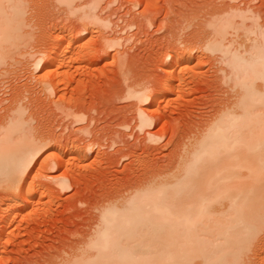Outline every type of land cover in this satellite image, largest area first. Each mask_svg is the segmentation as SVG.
I'll return each mask as SVG.
<instances>
[{
  "label": "rangeland",
  "instance_id": "obj_1",
  "mask_svg": "<svg viewBox=\"0 0 264 264\" xmlns=\"http://www.w3.org/2000/svg\"><path fill=\"white\" fill-rule=\"evenodd\" d=\"M27 7L33 43L0 69V124L21 98L42 135L56 140L40 152L21 190L0 187V264H67L93 234L102 206L130 196L147 179L175 175L199 130L234 100L222 54L207 48L210 24L243 9L264 27V0H103L92 11L29 0ZM87 15H97L100 23ZM244 32L229 39L243 44L249 40ZM42 59L52 69L36 70ZM50 71L57 76L53 94L45 87ZM142 91L154 100L166 98L159 111L154 101L141 103ZM141 109L153 125L141 124ZM60 151L71 160L65 169L55 165ZM79 152L86 155L75 163ZM63 176L69 189L57 184ZM8 203L16 210L9 213L16 218L11 224ZM263 228L244 264H264Z\"/></svg>",
  "mask_w": 264,
  "mask_h": 264
},
{
  "label": "bare ground",
  "instance_id": "obj_2",
  "mask_svg": "<svg viewBox=\"0 0 264 264\" xmlns=\"http://www.w3.org/2000/svg\"><path fill=\"white\" fill-rule=\"evenodd\" d=\"M28 1L0 0V69L14 54H20L21 49L33 43L32 32L26 30L30 27L26 17ZM56 1L73 9L81 2ZM102 1L76 5V10L88 7L92 11ZM233 10L211 22L207 48L211 53L222 54V62L228 68L223 71L224 80L232 84L234 100L220 109L206 126L203 124L205 127L199 130L193 151L175 175L144 180L130 196L100 206L101 216L93 234L67 264L246 263L243 261L250 243L264 227V27L252 11ZM86 17L99 22L97 15ZM236 18L242 24L237 25ZM247 20L253 24L246 25ZM240 31H245L249 40L242 44L229 39ZM62 46L59 50L63 56L66 49ZM44 61H35V69H52L50 60L45 65ZM172 68L167 79L171 92L176 88ZM53 73L50 71V79L45 83L50 94L56 91ZM143 91L137 92L141 103L151 106L154 101L159 111L166 98L154 100V96ZM14 104L0 124V187L21 190L38 155L54 139L48 137L50 133L42 135L39 126L33 124V115L29 113L32 107L21 98ZM144 110L139 112L141 124L153 125L152 116ZM85 155L76 154L75 163ZM57 156L56 166L65 169L67 161L68 165L71 163L65 161L66 151H60ZM57 184L64 190L71 187L65 176L57 179ZM15 202H10L13 207ZM11 205L8 203V214L16 212ZM24 206L25 211L28 206ZM10 216L9 224L16 220Z\"/></svg>",
  "mask_w": 264,
  "mask_h": 264
}]
</instances>
